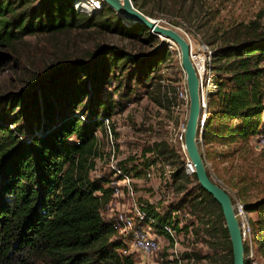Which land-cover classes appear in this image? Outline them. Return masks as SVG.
<instances>
[{"label":"trees","instance_id":"16d2710c","mask_svg":"<svg viewBox=\"0 0 264 264\" xmlns=\"http://www.w3.org/2000/svg\"><path fill=\"white\" fill-rule=\"evenodd\" d=\"M133 1L144 11L147 0ZM75 3L0 0V47L13 51L26 34L91 25L161 42L144 24L125 20L104 1L91 15L79 11ZM183 22L174 20L178 25ZM257 23L231 24L213 48L218 90L209 101L203 138L205 145L208 134L226 135L227 140L216 144L212 159L207 154L212 166L227 161L240 144L264 130V26ZM217 37L207 36L208 44L214 45ZM169 55L165 45L136 53L103 42L87 56H68L53 64L43 76L34 77L30 88L0 94V264H135L133 254L121 253L125 241L102 213L111 196L107 179L92 175L99 154L97 131H106L104 118L122 108L116 99L103 96L102 90L111 78L119 84L115 89L121 87L123 76L128 82L152 84L155 71ZM148 151L157 156L146 157ZM143 152L145 166L157 159L172 163L174 184L191 180V187L186 182L177 185L185 192L170 202L168 210L190 208L193 218L184 227L190 226L194 238L211 246L212 256L227 245L233 264L222 206L199 183L196 173H186L182 154L162 140L145 146ZM135 159L130 155L120 163L128 170L136 169ZM245 203L257 213L252 225L254 233L261 234L259 251L264 255V194ZM195 255L200 257L193 250L182 253L188 258Z\"/></svg>","mask_w":264,"mask_h":264},{"label":"rangeland","instance_id":"374dc122","mask_svg":"<svg viewBox=\"0 0 264 264\" xmlns=\"http://www.w3.org/2000/svg\"><path fill=\"white\" fill-rule=\"evenodd\" d=\"M75 7L88 15H91L94 9L87 0H76ZM143 9L148 15L151 13V17L159 18L165 24L174 23V20L184 21L185 28L197 30L207 43V36L217 35V42L211 44L212 48L221 42L219 35L231 24L256 20L258 25L264 26V0H147ZM179 11H182V14ZM94 19L93 17L92 20ZM103 42L119 44L136 53H150L164 45L170 49L168 59L155 71L157 76L152 84L140 83L137 80L128 82L123 76L121 87L115 89L119 84L111 78L102 90L103 96L116 99L122 105V108L117 107L111 115L114 121L117 155L120 158L137 155L139 159L147 145L161 140L170 144L168 141L171 136L170 124L177 121L167 107L165 96L169 88L175 87L185 78V72L182 69L178 48H171L169 42L163 44L143 38L141 35H131L99 25L77 26L52 33H29L17 42L13 51L8 50L6 46L0 47V94L6 95L9 92H21L30 88V82L34 77L43 76L53 64L68 56H87L89 51ZM214 96L215 93H212L211 98ZM213 107L211 104L210 108ZM82 112L83 109L78 110L80 116H83ZM97 132L99 154L92 168L93 176H99L108 167L111 157H109L111 143L106 132L103 130ZM206 140L207 154L211 158L216 144L224 143L227 136L219 133L208 134ZM213 169L230 188L232 196L246 202L264 194V145L262 146L255 136L245 144H240L237 153L227 161L217 163ZM159 182L160 176L156 174L143 180L141 187L153 190ZM182 182L188 183V187L192 186L191 180L187 182L184 179H179L172 185L170 183L168 197L170 202L179 200L185 192L184 189L177 188ZM156 192L154 191V194ZM189 211L190 208H187L182 212L183 225L193 218ZM256 215L257 213H252V217ZM178 232L181 235V253L193 250L200 256L195 255V258L182 256V264H231L227 245L220 248L218 256H212L211 246L206 241L194 238L195 234L190 226L181 228ZM253 238L256 248L259 249L260 232L256 231ZM258 259L264 260V255L259 250ZM162 264L179 263L177 260L162 259Z\"/></svg>","mask_w":264,"mask_h":264},{"label":"built area","instance_id":"2783aa9c","mask_svg":"<svg viewBox=\"0 0 264 264\" xmlns=\"http://www.w3.org/2000/svg\"><path fill=\"white\" fill-rule=\"evenodd\" d=\"M92 7L100 8L96 0H87ZM159 19V18H158ZM161 20V19H160ZM166 25L180 30L190 43L191 59L196 67L200 79L201 96V117L199 121L198 139L201 151L206 160L207 166L211 169V177L225 187L231 194L230 188L220 179L213 169L211 160L207 157V149L203 134L206 118L208 116V105L211 94L218 90V83L215 80V71L212 66L213 48L205 42L200 33L195 29L185 28L183 25L167 22ZM171 48L179 47L174 40L169 41ZM180 56V50H179ZM183 69V67H182ZM184 71V69H183ZM185 72V71H184ZM165 99H168V106L173 113L174 121L170 124L168 141L185 159V171L192 175L196 172L193 160L188 155L185 144V130L189 114L190 96L185 78L167 90ZM107 139L111 143L110 162L103 172L97 176H105V185L111 189V196L103 209L106 219L112 221L116 231L125 241V246L121 253L133 254L135 264H162V259L177 260L182 264L183 257L180 249L181 235L178 232L183 225L184 216L182 208L169 209L170 187L173 183V171L175 167L171 162H162L160 159L152 161L148 166L143 164L144 152L139 155L135 162L138 164L136 169H126L120 162L127 157L120 158L116 153V142L111 116L104 118ZM98 135V132H97ZM256 140L264 145V130L258 131L255 135ZM156 157L153 151H148L145 155ZM132 165V164H131ZM141 171V172H139ZM158 174L161 182L155 189L148 190L141 187V182L146 178H152ZM171 183V185H170ZM154 191H157L154 194ZM97 193L102 194V190ZM233 197L235 212L238 217L244 243L247 245L245 250V264H264V260L258 259V250L254 243V230L252 225V212L249 211L245 201L236 196ZM151 208V210H150ZM157 210V214L153 210ZM160 217H163L162 219Z\"/></svg>","mask_w":264,"mask_h":264},{"label":"water","instance_id":"95a60500","mask_svg":"<svg viewBox=\"0 0 264 264\" xmlns=\"http://www.w3.org/2000/svg\"><path fill=\"white\" fill-rule=\"evenodd\" d=\"M126 20L140 22L149 30L161 37V43L174 40L180 50V62L186 73V83L190 96L189 114L185 130V144L188 155L196 167V175L199 183L211 193L221 204L226 226L229 231L232 250L233 264H245V243L242 229L235 212L233 197L220 183L215 181L208 172L206 160L201 151L198 139L199 121L201 117L200 79L196 67L190 55V43L183 33L160 19L151 17L135 6L133 0H103Z\"/></svg>","mask_w":264,"mask_h":264},{"label":"bare ground","instance_id":"6f19581e","mask_svg":"<svg viewBox=\"0 0 264 264\" xmlns=\"http://www.w3.org/2000/svg\"><path fill=\"white\" fill-rule=\"evenodd\" d=\"M96 1H97V2H96L97 4L101 5V2H100V0H96Z\"/></svg>","mask_w":264,"mask_h":264}]
</instances>
